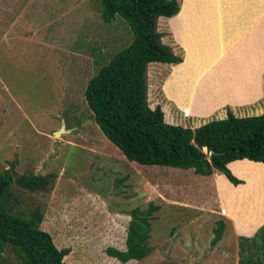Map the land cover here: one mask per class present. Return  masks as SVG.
I'll return each instance as SVG.
<instances>
[{"label": "rangeland", "instance_id": "1", "mask_svg": "<svg viewBox=\"0 0 264 264\" xmlns=\"http://www.w3.org/2000/svg\"><path fill=\"white\" fill-rule=\"evenodd\" d=\"M176 1L180 5L185 0ZM169 20L181 23L180 16L159 18L161 42L182 57V64L185 59L193 62L203 50H195L194 38L184 42L186 53L174 39ZM131 40L132 32L121 18L102 20L100 0H0V172L56 177L47 191L36 193L13 183L11 191L20 201L16 210L43 212L41 230L57 249L69 248L64 264H121L104 250H126L131 211L147 210L150 204L159 207L150 222V252L125 264H238V242L253 237L264 222L247 230L238 227L231 213L241 209L225 210L222 194L227 200H243L256 188L259 195L249 204L253 213L243 216L263 214L264 169L245 162L227 167L246 183L233 188L218 171L200 176L191 169L138 165L129 162L92 120L83 97L86 81ZM203 46L210 51V46ZM181 63H151L146 68V104L150 109L159 106L164 123L193 130L210 119H224L227 110L236 116L264 110V95L252 103L235 104L229 88L241 91V83L216 86L215 73L203 80H210L206 91H212L213 100H201V90L190 86L192 82L179 83ZM220 222L223 233L215 243ZM249 252L254 260L261 258L252 246ZM0 264L23 261L5 245Z\"/></svg>", "mask_w": 264, "mask_h": 264}, {"label": "trees", "instance_id": "2", "mask_svg": "<svg viewBox=\"0 0 264 264\" xmlns=\"http://www.w3.org/2000/svg\"><path fill=\"white\" fill-rule=\"evenodd\" d=\"M100 5L104 22L110 23L119 17L132 32L131 42L114 53L89 77L84 87L86 105L104 137L129 162L191 169L200 176H211L218 171L233 188L246 183L233 176L235 173L229 171L231 165L245 162L264 169V110L243 116L232 115L227 110L224 119H210L192 130L164 123L159 106L153 109L147 106L144 85L147 65H176L183 61L161 42L156 30L159 18L178 14L179 3L176 0H100ZM55 178L53 174L12 177L6 170L0 172V250L5 245L15 249L23 264H64L63 258L69 252L68 247L57 249L51 236L41 230L44 214L39 208L27 214L16 210L20 201L11 191L13 183L28 193L47 191ZM256 193L259 195L253 188L243 200L237 197L227 200L222 194L225 210L234 209L238 203L235 208L241 210L231 214L235 224L245 230L264 222V213L243 216L253 213L249 204ZM158 210L152 204L147 210L133 209L126 233V250L109 246L105 254L121 264L144 259L150 252L146 245L150 222ZM214 233L216 243L222 237V222ZM251 246L261 256L259 260L253 259V253L249 252ZM238 248V264H264V225L250 239H241Z\"/></svg>", "mask_w": 264, "mask_h": 264}, {"label": "crops", "instance_id": "3", "mask_svg": "<svg viewBox=\"0 0 264 264\" xmlns=\"http://www.w3.org/2000/svg\"><path fill=\"white\" fill-rule=\"evenodd\" d=\"M185 1L180 2L178 14L170 18L178 19L180 16L181 23L169 20L174 33L173 37L181 43L186 53L184 42L188 43L194 38H196V42L193 41L195 50L203 51L201 56H197L193 62L185 59L186 63H181L183 67L179 83L188 79L192 82L190 86L201 90L200 99H205L210 103L212 91L210 89L206 91L210 80L207 82L203 80L210 73H215L216 86H238L241 83L237 88L243 87L241 91H238L240 94L235 87L229 88H233V91L229 92L237 98L235 104L252 103L260 99L264 95V0ZM203 1L206 3L202 4ZM207 37L209 39L205 41ZM199 39L201 42H198ZM217 39L220 42L217 43ZM204 44L207 47L210 46V51L205 50ZM219 66L221 68L216 69ZM185 67L189 68L183 71ZM190 71H192L191 76ZM217 79L221 80L218 82ZM197 90H195L193 100L197 103L195 111L198 112L199 94ZM239 98L244 101L239 102ZM174 99L179 108V101L175 96ZM225 105L231 106L229 103ZM204 116L207 115L204 114Z\"/></svg>", "mask_w": 264, "mask_h": 264}, {"label": "bare ground", "instance_id": "4", "mask_svg": "<svg viewBox=\"0 0 264 264\" xmlns=\"http://www.w3.org/2000/svg\"><path fill=\"white\" fill-rule=\"evenodd\" d=\"M62 131H63V130L60 129L59 131L55 132L54 135L57 137V136H59V134H60Z\"/></svg>", "mask_w": 264, "mask_h": 264}, {"label": "clouds", "instance_id": "5", "mask_svg": "<svg viewBox=\"0 0 264 264\" xmlns=\"http://www.w3.org/2000/svg\"><path fill=\"white\" fill-rule=\"evenodd\" d=\"M160 64V63H159Z\"/></svg>", "mask_w": 264, "mask_h": 264}]
</instances>
